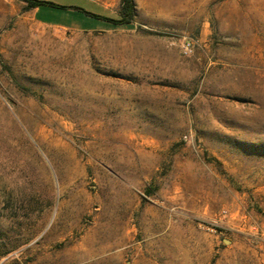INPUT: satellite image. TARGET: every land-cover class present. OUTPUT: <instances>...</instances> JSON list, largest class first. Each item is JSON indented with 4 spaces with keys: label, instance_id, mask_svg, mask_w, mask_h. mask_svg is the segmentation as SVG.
<instances>
[{
    "label": "rangeland",
    "instance_id": "374dc122",
    "mask_svg": "<svg viewBox=\"0 0 264 264\" xmlns=\"http://www.w3.org/2000/svg\"><path fill=\"white\" fill-rule=\"evenodd\" d=\"M135 4L0 0V264H264V0Z\"/></svg>",
    "mask_w": 264,
    "mask_h": 264
},
{
    "label": "crops",
    "instance_id": "0c3cea01",
    "mask_svg": "<svg viewBox=\"0 0 264 264\" xmlns=\"http://www.w3.org/2000/svg\"><path fill=\"white\" fill-rule=\"evenodd\" d=\"M84 1L95 7L83 8L45 1L53 5L44 4L32 9L33 19L40 25L69 32L93 33L115 30L110 22L101 17L118 18L121 0ZM96 22H101L99 23L101 26L96 27Z\"/></svg>",
    "mask_w": 264,
    "mask_h": 264
},
{
    "label": "trees",
    "instance_id": "16d2710c",
    "mask_svg": "<svg viewBox=\"0 0 264 264\" xmlns=\"http://www.w3.org/2000/svg\"><path fill=\"white\" fill-rule=\"evenodd\" d=\"M27 4L28 9H34L40 5H53L50 2L41 0H21ZM77 8V7H76ZM79 9V8H77ZM137 16L135 0H121L119 17L118 18H106L101 17L111 23L112 28L115 30L119 29H132L134 26V19Z\"/></svg>",
    "mask_w": 264,
    "mask_h": 264
},
{
    "label": "built area",
    "instance_id": "2783aa9c",
    "mask_svg": "<svg viewBox=\"0 0 264 264\" xmlns=\"http://www.w3.org/2000/svg\"><path fill=\"white\" fill-rule=\"evenodd\" d=\"M194 41L192 39H185L184 44L182 46L183 53L185 55H189L193 52Z\"/></svg>",
    "mask_w": 264,
    "mask_h": 264
}]
</instances>
